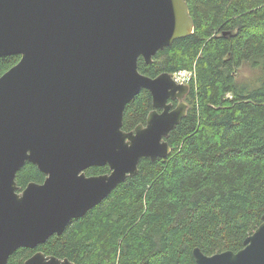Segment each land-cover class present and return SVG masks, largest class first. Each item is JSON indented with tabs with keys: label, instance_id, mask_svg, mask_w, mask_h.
<instances>
[{
	"label": "water",
	"instance_id": "obj_1",
	"mask_svg": "<svg viewBox=\"0 0 264 264\" xmlns=\"http://www.w3.org/2000/svg\"><path fill=\"white\" fill-rule=\"evenodd\" d=\"M193 31L186 0H0V56L20 55L0 76V264L61 234L135 175L141 158L169 155L190 85L141 73L138 58L150 63ZM142 88L153 109L123 130ZM25 162L45 178L21 189ZM103 165L109 172L85 173ZM192 253L196 264H264V213L241 249ZM23 264L75 263L37 250Z\"/></svg>",
	"mask_w": 264,
	"mask_h": 264
},
{
	"label": "trees",
	"instance_id": "obj_2",
	"mask_svg": "<svg viewBox=\"0 0 264 264\" xmlns=\"http://www.w3.org/2000/svg\"><path fill=\"white\" fill-rule=\"evenodd\" d=\"M194 31L138 58L141 73L193 70L186 115L166 138L171 150L141 158L138 172L119 183L83 216L36 248L20 247L7 264L35 251L75 264H196L207 255L237 251L264 213V0H186ZM20 55L0 56V76ZM245 62L263 72L241 83ZM153 109L142 88L125 106L122 129L145 123ZM109 172L91 166L87 175ZM45 175L31 162L16 173L23 189Z\"/></svg>",
	"mask_w": 264,
	"mask_h": 264
},
{
	"label": "rangeland",
	"instance_id": "obj_3",
	"mask_svg": "<svg viewBox=\"0 0 264 264\" xmlns=\"http://www.w3.org/2000/svg\"><path fill=\"white\" fill-rule=\"evenodd\" d=\"M262 77L263 72L259 68L252 67L250 62L243 63L237 70V78L241 83H248L255 86L261 82Z\"/></svg>",
	"mask_w": 264,
	"mask_h": 264
},
{
	"label": "built area",
	"instance_id": "obj_4",
	"mask_svg": "<svg viewBox=\"0 0 264 264\" xmlns=\"http://www.w3.org/2000/svg\"><path fill=\"white\" fill-rule=\"evenodd\" d=\"M194 76L193 70H180L178 72L173 73V78L176 82L179 83H188L191 78Z\"/></svg>",
	"mask_w": 264,
	"mask_h": 264
},
{
	"label": "flooded vegetation",
	"instance_id": "obj_5",
	"mask_svg": "<svg viewBox=\"0 0 264 264\" xmlns=\"http://www.w3.org/2000/svg\"><path fill=\"white\" fill-rule=\"evenodd\" d=\"M174 104H176V101L174 102ZM45 178V177H44Z\"/></svg>",
	"mask_w": 264,
	"mask_h": 264
},
{
	"label": "bare ground",
	"instance_id": "obj_6",
	"mask_svg": "<svg viewBox=\"0 0 264 264\" xmlns=\"http://www.w3.org/2000/svg\"><path fill=\"white\" fill-rule=\"evenodd\" d=\"M162 158V157H161Z\"/></svg>",
	"mask_w": 264,
	"mask_h": 264
}]
</instances>
